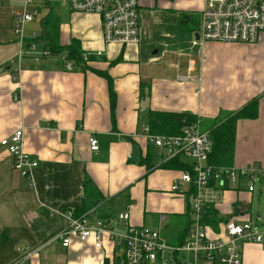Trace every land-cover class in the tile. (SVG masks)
<instances>
[{
	"label": "crops",
	"instance_id": "1",
	"mask_svg": "<svg viewBox=\"0 0 264 264\" xmlns=\"http://www.w3.org/2000/svg\"><path fill=\"white\" fill-rule=\"evenodd\" d=\"M140 2L141 22L145 8L184 11L183 22L193 38L156 43L154 36L144 37L141 31L139 44H107L98 14L73 11L66 0H37L35 15L40 10L43 15L41 30L33 32L43 34V19L54 10L60 46L75 38L83 54L95 56L86 71L65 69L58 53L38 63L28 54L20 66L16 57L22 48L13 22L23 0L0 5V142L23 130V149L38 162L33 187L0 143V264H123L124 250L110 238L101 248L92 239L82 242L72 235L66 247L56 238L69 228L64 214L74 213L87 200L86 185L100 196L83 213L91 222L128 212L133 225L160 228L171 244L184 241L191 221L189 200L171 192L184 169L161 167L167 152L148 140L151 111L192 113L207 128L222 112L239 110L256 98L257 117L237 122L233 165L258 162L264 171V156L239 159L237 149L245 127L247 143L253 144L262 131L259 139L264 143V80L243 85L227 81L222 52L231 44L197 37L204 0ZM38 41L39 49L51 48L49 39L41 36ZM100 71L112 79L114 104L108 79ZM91 135L98 138L97 151L90 148ZM233 200L230 195L215 208L228 221L247 219V204ZM161 216L166 217L162 223ZM261 217L257 213L256 221L264 227ZM224 223L211 227L224 232ZM242 257L243 264H264V245L244 244Z\"/></svg>",
	"mask_w": 264,
	"mask_h": 264
},
{
	"label": "built area",
	"instance_id": "2",
	"mask_svg": "<svg viewBox=\"0 0 264 264\" xmlns=\"http://www.w3.org/2000/svg\"><path fill=\"white\" fill-rule=\"evenodd\" d=\"M5 1L0 0V5ZM66 1L73 11L100 16L105 43L127 45L141 42L140 0ZM36 2L23 0L22 9L14 12L13 32L22 48L16 57L20 66L28 54L36 63L54 56L50 49L38 48L35 32L31 39L25 37V27L37 13L33 9ZM200 15L197 37L202 41L256 44L264 33V0H204ZM95 54L99 56L102 51ZM60 59L65 69H74L65 55ZM146 131L148 140L167 152L164 162L180 154L192 157L189 168L181 172L171 187L173 194L187 197L190 204L191 221L184 241L171 244L162 236L160 228L133 225L128 212L91 222L89 215L76 217L68 211L64 216L69 221V228L58 233L56 238L61 239L66 247L70 245L72 235L82 242L92 239L96 248H101L104 240L110 238L124 250L123 264H243V245H264V227L251 221L233 220L224 223V232L216 233L207 222L206 214L210 206L216 205L224 190L232 185L240 187L243 180H247V191L253 194L255 181L262 173L261 165L258 162L244 167L210 164L213 139L210 131L202 129L199 120L186 125L178 135L152 134L149 128ZM23 136V130H17L0 143L14 157V168L34 187L33 170L38 162L24 151ZM89 142L91 150L99 149L95 135L90 136ZM165 219L161 216L160 222Z\"/></svg>",
	"mask_w": 264,
	"mask_h": 264
},
{
	"label": "rangeland",
	"instance_id": "3",
	"mask_svg": "<svg viewBox=\"0 0 264 264\" xmlns=\"http://www.w3.org/2000/svg\"><path fill=\"white\" fill-rule=\"evenodd\" d=\"M184 13L185 12L182 10H169L162 8L161 6L154 10L146 8L143 9L142 32L144 37L150 34L151 36H154L156 43L161 40H191L193 35L185 28V24L183 22L185 17ZM42 15L43 13L40 10L38 15H34L35 20L26 25L25 37L31 36L33 34V30L36 32L41 30L39 23ZM41 36L42 33L40 32L39 37ZM263 36L264 35H262V37ZM39 42L40 41L36 42V44L41 45ZM230 44L231 45L227 48V50L222 52V71L225 74L227 81L232 82L231 84L243 85L246 83H255L264 80V40H259V42L256 43L258 46H255L256 44H254V46L252 45L251 47H253L252 49L254 50H252L249 47L250 45L246 43ZM223 114L224 117H227V114L229 113L227 112ZM202 129L207 131L208 128L202 126ZM246 132L247 128L245 127L239 134L240 142L238 141L237 148L240 157L239 159H248L250 156H264V143L259 139V136L263 133V131L262 133H257L256 140L253 144H249L245 141L247 138V136H245ZM179 157L181 161L185 163H190L192 161V157L185 154H180ZM246 185L247 180H243L241 183V190H235L234 188L224 190L216 205L221 206L223 203H227L229 196L232 195L234 198L233 202L244 201L248 207V212L246 213L247 219H240L238 221H251L254 223L256 221V214L260 213L262 217L259 219V223L264 225V171L255 181L256 191L253 194L247 191ZM228 190L232 193H228L227 196H225V192Z\"/></svg>",
	"mask_w": 264,
	"mask_h": 264
},
{
	"label": "trees",
	"instance_id": "4",
	"mask_svg": "<svg viewBox=\"0 0 264 264\" xmlns=\"http://www.w3.org/2000/svg\"><path fill=\"white\" fill-rule=\"evenodd\" d=\"M195 20H193V23ZM42 28V36L51 41L50 50L54 54L58 53L65 55L66 58L73 63L74 69H80L82 71L89 69V65L87 63L88 61L93 60L95 56L87 55V59H85V54H83L84 52L81 50L79 40L73 38L71 44L66 47L60 46L59 41L57 42L59 16L54 10L51 11L45 17V19H43ZM37 39H39V36H36L34 40L36 41ZM99 73L108 79L110 99L112 104H114L115 91L113 89L112 79L107 72L100 71ZM145 90L146 89L143 85L141 87L142 95L145 94ZM223 113L227 112H222L217 118L213 120L212 124L207 127V130L210 131L213 139V149L209 155L208 161L210 164L216 166H233L237 121L239 119L257 117V99L255 98L251 100V102L239 110L228 112L229 114H227V117H224ZM197 120H199L197 116L187 112L177 113L169 111H151L149 128L152 134L178 135L182 132L184 126L192 124ZM161 167L169 169L181 168L186 170L189 168V165L182 162L180 157H173L170 160L163 162ZM149 169H151L150 166ZM85 190L87 194V200L74 212L76 217H80L83 213L94 207L98 198L100 197L98 196L97 191L90 185H86ZM206 220L209 224L213 225H216L221 221H228L225 216H222L219 213L215 206H210L208 208Z\"/></svg>",
	"mask_w": 264,
	"mask_h": 264
},
{
	"label": "flooded vegetation",
	"instance_id": "5",
	"mask_svg": "<svg viewBox=\"0 0 264 264\" xmlns=\"http://www.w3.org/2000/svg\"><path fill=\"white\" fill-rule=\"evenodd\" d=\"M141 24L143 25V22H141ZM142 25H141V26H142Z\"/></svg>",
	"mask_w": 264,
	"mask_h": 264
},
{
	"label": "water",
	"instance_id": "6",
	"mask_svg": "<svg viewBox=\"0 0 264 264\" xmlns=\"http://www.w3.org/2000/svg\"><path fill=\"white\" fill-rule=\"evenodd\" d=\"M155 51H157V50H155Z\"/></svg>",
	"mask_w": 264,
	"mask_h": 264
}]
</instances>
